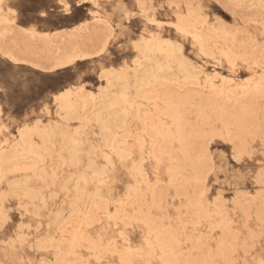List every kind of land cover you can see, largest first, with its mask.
Here are the masks:
<instances>
[{"label": "rangeland", "instance_id": "374dc122", "mask_svg": "<svg viewBox=\"0 0 264 264\" xmlns=\"http://www.w3.org/2000/svg\"><path fill=\"white\" fill-rule=\"evenodd\" d=\"M68 3L0 0V264H261L264 0Z\"/></svg>", "mask_w": 264, "mask_h": 264}, {"label": "snow or ice", "instance_id": "6c2138e0", "mask_svg": "<svg viewBox=\"0 0 264 264\" xmlns=\"http://www.w3.org/2000/svg\"><path fill=\"white\" fill-rule=\"evenodd\" d=\"M71 8V0H69L68 5L66 6V10H70ZM259 151L264 154V141L261 140H257L256 141V145H255ZM244 159H247V157H245ZM228 160L231 162V166H234L235 168H242L243 167V159H237L236 156L234 155H230L228 157ZM261 264H264V260L261 261Z\"/></svg>", "mask_w": 264, "mask_h": 264}, {"label": "bare ground", "instance_id": "6f19581e", "mask_svg": "<svg viewBox=\"0 0 264 264\" xmlns=\"http://www.w3.org/2000/svg\"><path fill=\"white\" fill-rule=\"evenodd\" d=\"M106 30L109 31V28H108V27H105V28L102 29L103 34H104V33H107ZM108 36H109L108 34H105V43L108 41ZM156 39H157V38H156ZM157 40H158V39H157ZM157 42H158V41H157ZM130 132H132V131H130ZM130 147H131V145H130ZM128 148H129V145H128ZM129 149H131V148H129ZM132 161H133V159H132ZM133 162H134V161H133Z\"/></svg>", "mask_w": 264, "mask_h": 264}]
</instances>
